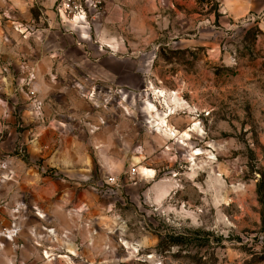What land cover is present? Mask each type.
I'll return each instance as SVG.
<instances>
[{
	"label": "rangeland",
	"instance_id": "obj_1",
	"mask_svg": "<svg viewBox=\"0 0 264 264\" xmlns=\"http://www.w3.org/2000/svg\"><path fill=\"white\" fill-rule=\"evenodd\" d=\"M44 127L83 143L70 206L99 243L32 264H264L260 1L0 0L4 155Z\"/></svg>",
	"mask_w": 264,
	"mask_h": 264
},
{
	"label": "crops",
	"instance_id": "obj_2",
	"mask_svg": "<svg viewBox=\"0 0 264 264\" xmlns=\"http://www.w3.org/2000/svg\"><path fill=\"white\" fill-rule=\"evenodd\" d=\"M33 132V140L26 139L29 161L19 155L5 156L0 148L13 173L12 181L0 186V264H32L41 256L39 243H99L79 218L89 213L70 206L76 196L84 195L78 187L89 163L83 143L66 139L67 131L61 136L45 127ZM108 152L109 166H116L120 174L124 153L117 148ZM44 167L54 168L60 176L43 173ZM12 227H18L19 233L8 239L5 232ZM64 232H69L68 240Z\"/></svg>",
	"mask_w": 264,
	"mask_h": 264
},
{
	"label": "built area",
	"instance_id": "obj_3",
	"mask_svg": "<svg viewBox=\"0 0 264 264\" xmlns=\"http://www.w3.org/2000/svg\"><path fill=\"white\" fill-rule=\"evenodd\" d=\"M26 87H27L29 95L34 99L35 103L40 108L41 102H38L37 93L32 87L31 79L29 81H27ZM130 174L134 175L135 170H132L130 172ZM12 178H13V173L9 167L8 160L0 152V186L9 182V181H12ZM117 181H118L117 177H115V176L109 177V182L117 183ZM18 233H19L18 227H12L9 231H6L5 235L7 236L8 239H13L14 237H16L18 235Z\"/></svg>",
	"mask_w": 264,
	"mask_h": 264
},
{
	"label": "trees",
	"instance_id": "obj_4",
	"mask_svg": "<svg viewBox=\"0 0 264 264\" xmlns=\"http://www.w3.org/2000/svg\"><path fill=\"white\" fill-rule=\"evenodd\" d=\"M164 243H160V245H163Z\"/></svg>",
	"mask_w": 264,
	"mask_h": 264
},
{
	"label": "bare ground",
	"instance_id": "obj_5",
	"mask_svg": "<svg viewBox=\"0 0 264 264\" xmlns=\"http://www.w3.org/2000/svg\"><path fill=\"white\" fill-rule=\"evenodd\" d=\"M161 92H162V91H161ZM162 93H163V92H162ZM162 93H161V94H162Z\"/></svg>",
	"mask_w": 264,
	"mask_h": 264
}]
</instances>
